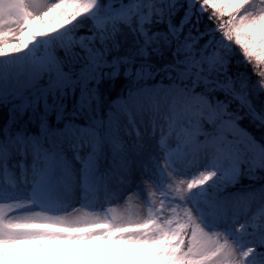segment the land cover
<instances>
[{
  "label": "snow or ice",
  "instance_id": "snow-or-ice-1",
  "mask_svg": "<svg viewBox=\"0 0 264 264\" xmlns=\"http://www.w3.org/2000/svg\"><path fill=\"white\" fill-rule=\"evenodd\" d=\"M0 264H264V0H0Z\"/></svg>",
  "mask_w": 264,
  "mask_h": 264
},
{
  "label": "rangeland",
  "instance_id": "rangeland-1",
  "mask_svg": "<svg viewBox=\"0 0 264 264\" xmlns=\"http://www.w3.org/2000/svg\"><path fill=\"white\" fill-rule=\"evenodd\" d=\"M42 2H49V0H42ZM54 2V0H52ZM33 29L39 34L43 28V25H41L38 21L34 22L32 25ZM187 179H190L191 176L186 177ZM111 207H114L115 210L119 213L122 212L126 207L135 208L136 207V201L135 199L128 200L127 197H125L124 200H121L120 202L116 203L115 205H111Z\"/></svg>",
  "mask_w": 264,
  "mask_h": 264
}]
</instances>
